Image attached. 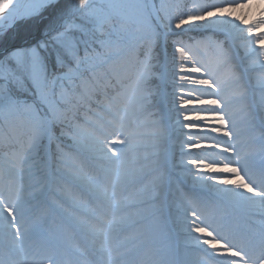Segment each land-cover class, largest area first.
Returning a JSON list of instances; mask_svg holds the SVG:
<instances>
[{
	"label": "snow or ice",
	"instance_id": "6c2138e0",
	"mask_svg": "<svg viewBox=\"0 0 264 264\" xmlns=\"http://www.w3.org/2000/svg\"><path fill=\"white\" fill-rule=\"evenodd\" d=\"M30 21L44 24L34 25L39 35L16 44L15 29ZM141 25H147V35ZM193 31L225 34L235 48L185 41ZM158 40L170 41L172 49L170 104L180 140L174 167L186 180V191L175 192V212L213 264H264V162L257 171L252 159L256 152L264 157V0H121L104 6L93 0H0V146L7 149L0 156V229L10 237L0 264H131L130 248L148 233L122 234L146 222L167 194L162 182L143 183L156 170L152 165L162 162L132 172L135 161L121 158L125 149L143 147L145 134L134 118L144 111L154 73L148 54L139 50ZM237 50L247 61L251 90L259 93L260 131L257 135L253 124L246 141L232 110L246 96L228 94L241 79ZM85 103L107 115L87 134L70 123ZM18 128L25 129L23 141H14ZM65 136L79 152L102 162L98 171L90 175L83 160L55 143ZM45 141L55 143V152ZM69 176L78 191L64 192L55 204L59 209L70 204L79 214L69 218L72 233L48 241L25 222V205L40 203L53 183ZM136 183L141 187L131 196L129 186ZM208 194L245 209L246 229L234 230L206 213ZM33 235L42 239L37 248L27 245Z\"/></svg>",
	"mask_w": 264,
	"mask_h": 264
},
{
	"label": "rangeland",
	"instance_id": "374dc122",
	"mask_svg": "<svg viewBox=\"0 0 264 264\" xmlns=\"http://www.w3.org/2000/svg\"><path fill=\"white\" fill-rule=\"evenodd\" d=\"M95 4L104 6L109 2L113 3H119L121 0H93ZM239 14V13H237ZM142 32L147 35L148 29L147 27L142 30ZM196 33L203 34L206 37L200 38L195 40L196 41H208L209 39H214L215 37H212V34H215L216 32L213 31H197ZM190 33H187L189 35ZM220 36V34H218ZM222 43L224 47L226 48L228 46L229 50H232L235 48V41L232 40L231 37L226 36L225 34L222 36ZM147 46L146 53L149 56V59L151 61V64L153 66V77L148 81V83H152L154 80V77H157L159 80V86H157L156 89H147L149 93V99L147 103L145 104L144 111L139 113L135 118L134 122L135 125L139 128L141 132H143L145 135L140 140V143L143 145L142 148L136 150L135 152H131L128 150H124V155L121 157L122 159H128L135 161L132 165H130V171L135 172L137 169L148 167L152 161H160L162 162L163 166H156L152 165L153 167H156V170L152 173L151 176H149L143 183L148 182H162L167 185L168 182H170V193L172 194V220L174 221L177 231L180 234V242H181V260L183 264H208V261L205 257V254L198 250V248L195 246L194 240L188 236L187 229L183 226L181 223L178 214L175 212L174 209V195L176 190H182L180 179L175 176V174L181 175V170L179 168L174 167L175 162L179 159V144L180 140L178 138V133L175 131V123L173 119V113L171 112V104H170V98L171 93L173 91L171 80L168 72L170 71V65L168 64V61L171 56V51H166V54L168 55L165 61L161 64L160 60V53H161V46L159 49V45L155 44L151 49H149L147 43L145 44ZM158 48V49H157ZM170 48V45H169ZM237 59L240 60V63H242L243 66H240L238 63H235V67L237 70V73L241 77L239 83L233 84L232 87L228 89L229 95H235L237 93H243L246 96V99L241 100L239 102H236L232 106V110L236 113L238 127L241 133V141H245L247 137H245L247 131L243 129V125L246 123L245 119L248 121L251 120V123L255 125V128L258 126V115L256 112L252 109L251 101L257 102V97L259 95L258 92H254L251 90V74L247 73V61L243 59V52L241 50H237ZM145 56H143L142 59H144ZM242 68L245 70L244 72L239 73V69L242 70ZM246 72V74H244ZM250 83V84H249ZM148 86V84H147ZM259 107V105H258ZM260 110V109H259ZM103 117L104 119H107L106 113L98 108L95 107L91 110L86 109L81 113L79 120L75 122V124H78L85 134L89 133L90 131H93L92 125L100 118ZM244 117V118H243ZM114 127H106V132H112L114 131ZM125 131L127 129H124ZM185 132L189 131L187 129L184 130ZM153 132H160L162 135L158 137H154L152 135ZM171 133V136H170ZM174 134V135H172ZM259 133H257L258 135ZM69 138V136H67ZM115 137H113L114 139ZM70 139V138H69ZM55 143H59L61 148H63L66 152L72 153L73 155L78 156L79 159L84 161L85 168L88 171V173L91 175L92 173L99 170V166L102 163L101 161L93 160L87 154L81 153L77 150V146L73 143V141L70 139L69 144L65 145L59 141H56ZM54 143V147H55ZM114 147H122L118 145H114ZM148 155L150 156V160H140L137 159L140 156ZM167 156H171L169 160H167ZM171 164L173 169L171 170L169 175L168 169L166 168L167 165ZM175 173V174H174ZM52 191L51 193H47V199L45 200L44 197L41 198V202L37 203L36 201H31L30 203H27L25 205V222L29 225L31 228H36L38 226H45L47 220H51V234L52 238L54 239V242H56V230L60 233L61 237H66L70 233H72L73 228L72 225L69 223L70 221H67L66 224L62 225L63 220L65 219L66 215H70L71 217L77 216L78 210L74 207H72L70 204H65L64 209H59L55 201L60 200L61 195H63L64 192H67L69 195H73L75 192L78 191L77 184L74 181V179L69 176L67 178H60L58 183H53L51 185ZM141 187L140 183H136L129 186L128 194L131 196H134L136 192L139 191ZM50 190V188H49ZM48 190V192H49ZM162 198V197H161ZM161 198L155 203L152 209V215L149 217V219L146 222H140V223H134L126 227L125 232L122 234L123 236H135L140 234L141 232H147L148 236L145 240L138 242V245H134L129 250V260L131 261L133 258L134 252H138L139 250L149 246V248H152L156 241L158 240H165V242L170 238V234L168 231L164 230L163 234H157V225H159V222L162 221V214H161ZM218 198L217 196L215 198H212L209 195H206L204 197L203 205L204 207H211V205L214 204V202L217 203ZM61 203L63 201L61 200ZM50 205H53L54 208H50ZM43 207V212L38 214V211H36L37 207ZM48 211V215L45 216V211ZM130 212H135V209L130 210ZM53 216V219H52ZM220 218L222 217L221 214H219ZM80 240L82 239L81 236ZM33 240L34 244L36 238L35 236H31L28 244L29 247H34V244L31 242ZM10 241V237L8 236L6 230L0 229V250H3L6 248L7 244ZM39 242V241H38ZM142 245V246H140ZM142 264H157L156 261H146V258H143L140 261ZM139 263V262H137ZM212 264V263H211Z\"/></svg>",
	"mask_w": 264,
	"mask_h": 264
},
{
	"label": "bare ground",
	"instance_id": "6f19581e",
	"mask_svg": "<svg viewBox=\"0 0 264 264\" xmlns=\"http://www.w3.org/2000/svg\"><path fill=\"white\" fill-rule=\"evenodd\" d=\"M251 102L254 103V105H255L254 109L257 110L258 118H259V112H260L259 107H258V105L256 104L255 101H251ZM250 124H251V120H249V121L247 120L246 123L243 125V128H245V129L248 128L249 129V132L248 133H250V129L252 128L250 126ZM172 135H174V134H172ZM170 136H171V133H170ZM170 158H171V156H167L166 159L169 160ZM252 159H253V163L255 165L258 159H256L254 156H253ZM169 166H170L169 167V170H171L172 169V165L169 164ZM257 168L259 170L260 166L258 165ZM51 190H52V187H50V191ZM208 195L211 196L212 198H215L216 197L215 194H208ZM44 198L46 200L47 199V196L44 197ZM217 198H218L217 203L214 202V204L211 205V207H205L204 210L206 211V213H208L209 215H211L217 221H223V222L227 223L234 230H238V231L245 230L246 227L248 226V216L246 214L245 209H243L240 206H237V205L233 204L230 201L221 199L218 196H217ZM50 208L53 209L54 206L53 205H50ZM36 211H38V214L42 213L43 212V207L42 206L41 207H37ZM219 213H223L222 218L218 217L219 216L218 215ZM70 217H71L70 215H66L65 216V219L62 222V225L63 224H66V222L69 221V218ZM46 226H47V224H46ZM171 228H172V230L174 232L175 231L177 232V228H175L173 225H172ZM155 229L156 230H159V229L160 230H164L163 227H162V225H157V228H155ZM40 232L43 235V238L44 239L53 242L52 237H50V235H48L47 232H44L43 228H42V230L40 229ZM59 235H60V233L58 231V234H56V237L59 238V240H60L62 237L60 238ZM175 235H178L179 236L178 233H175ZM33 236L36 237V240H34L35 241V244H34L33 240H31V242L34 244V247L33 248H37L41 244L40 242H38L39 241L38 239L40 238L41 241H42V239H41V236H39V235H33ZM79 238H80L79 235H77V240H80ZM28 241H27V245L29 246ZM134 255H136L135 257H138L139 255H141L142 258L148 257V259H150L151 257H154V252L151 251V249L149 247L148 248L145 247V248L139 250L138 253L137 252H134ZM156 262L159 263L158 261H156ZM210 262H212V261L210 260ZM160 264H162V263L160 262ZM212 264H213V262H212Z\"/></svg>",
	"mask_w": 264,
	"mask_h": 264
},
{
	"label": "trees",
	"instance_id": "16d2710c",
	"mask_svg": "<svg viewBox=\"0 0 264 264\" xmlns=\"http://www.w3.org/2000/svg\"><path fill=\"white\" fill-rule=\"evenodd\" d=\"M74 2V0H73ZM94 2V1H93ZM160 0H156V3L159 4ZM166 3H169V4H176V3H180V4H183V3H188L190 2V0H165ZM48 14L45 13V16H47ZM37 23H39L40 27L43 28L44 24L42 22H38V21H30V22H26V23H23L21 25H19L13 35H15L17 37V39L14 41L16 44H24L27 41H30L31 38L33 36H36V35H39V33L36 31L34 25H36ZM147 25H141L140 26V31L142 32V30L144 28H146ZM148 29V27H147ZM149 31V29H148ZM186 37V38H185ZM184 39L185 41L187 42H192V38L188 37L187 36H184ZM161 40H158L156 42V45L158 47V45L160 44ZM170 45V41H169V44ZM146 49H147V46L144 45V47L142 49L139 50V52L141 53H146ZM158 49V48H157ZM170 51H172L171 47L169 48ZM143 54H140L139 55V58L142 60L143 58ZM160 59H161V56H160ZM129 69L132 67V65H128ZM158 82V80L156 78H154V80L152 81V83H149L151 85H156ZM87 103L85 104H81V105H86ZM94 104V103H92ZM79 106H77V108L74 110V112L71 114L70 116V123H74L76 122L77 120H79L78 118L80 117V110L78 109ZM25 129L23 128H18L15 132V135H14V141H23V139L25 138V134L23 133ZM65 130H68L67 128ZM63 140L65 141H68V139H66V137H62ZM4 151H7V149L3 146H0V154H2Z\"/></svg>",
	"mask_w": 264,
	"mask_h": 264
},
{
	"label": "water",
	"instance_id": "95a60500",
	"mask_svg": "<svg viewBox=\"0 0 264 264\" xmlns=\"http://www.w3.org/2000/svg\"><path fill=\"white\" fill-rule=\"evenodd\" d=\"M154 2H155V0H154Z\"/></svg>",
	"mask_w": 264,
	"mask_h": 264
}]
</instances>
